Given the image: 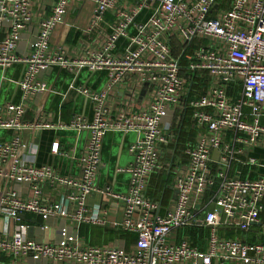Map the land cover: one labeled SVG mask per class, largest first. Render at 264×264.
<instances>
[{"label": "built area", "instance_id": "1", "mask_svg": "<svg viewBox=\"0 0 264 264\" xmlns=\"http://www.w3.org/2000/svg\"><path fill=\"white\" fill-rule=\"evenodd\" d=\"M75 2L94 3L91 30L115 15L110 31L79 59L51 46ZM45 5L52 13L38 16L32 0H0V67L25 66L18 83L25 99L47 91L39 79L54 68L106 71L108 82L100 92L71 87L93 104L90 121L26 122L25 104L0 107V129L19 134L0 142V256L17 264H264V243L220 234L228 228L249 234L257 225L264 236V179L232 173L235 163L259 166L257 159L241 157L264 145V0H44ZM151 5L152 15L138 22ZM119 90L123 96L112 107ZM180 113L196 132L182 152L185 161L172 146ZM34 131L87 132L78 159L59 141L51 147L53 157L76 160L78 173L36 166L39 146L22 137ZM108 133L136 135L129 148L133 161L116 170L130 176L127 193L99 185ZM165 172L177 195L160 215L161 205L148 191L152 177ZM96 193L117 207L120 218L109 221L102 206H88ZM28 216L41 220L42 230H55L52 242L30 236L35 226ZM83 226L121 232L131 241L92 245L81 234ZM196 229L209 230L205 249L187 236L179 241L180 232Z\"/></svg>", "mask_w": 264, "mask_h": 264}, {"label": "crops", "instance_id": "2", "mask_svg": "<svg viewBox=\"0 0 264 264\" xmlns=\"http://www.w3.org/2000/svg\"><path fill=\"white\" fill-rule=\"evenodd\" d=\"M32 6L35 14L38 16L52 13V8L49 5H45L44 7V0H32ZM153 7H155V5H151L143 10L138 18V22L147 21L153 13ZM94 8L95 5L93 2H85L84 4L79 2L73 3L70 13L67 16V23L63 26H59L52 36V49H62L66 57L79 59L83 57L86 47L90 46L95 41H98L101 34L109 32L110 27L115 20V15L112 13L105 17L104 22L99 27L91 30L90 24ZM24 39V43L27 45L25 46L24 51L26 50L28 52L31 50V48L29 49L30 37L25 35ZM121 45H124L123 40L120 41V46ZM24 76L25 66L23 64H15L8 68L0 67V107L7 104H25L26 114L24 120L26 122L44 121V117L54 124L61 122L69 123L75 117L90 121L93 118V104L84 96L80 95L78 91L72 90L71 87H86L91 91L100 92L105 88L108 82V72L106 71L92 72L88 69H83L80 72H70L61 68H54L49 73L42 75L39 79L41 82L46 83L47 91L33 94L25 99L24 92L18 84L23 80ZM123 93V90L114 92L111 99L112 107L117 106L119 98L123 96ZM189 132H193L194 136L196 134L195 130L192 128L189 129ZM172 135L175 137V142L172 146L176 149V157H182V161H185L187 158H185L182 152L188 143H192L193 139L183 141L184 135L182 134V130L176 131L174 128ZM16 136H19V134L14 130L0 129V142L11 141ZM22 137L29 141V143H35L39 146L36 166L40 167L47 164L53 165L62 175L78 173L76 160L63 156L53 157L51 155V147L55 141H59L63 150L71 151L74 154L75 159H78L85 151L88 137L87 132L34 131L31 135L24 134ZM135 139L136 135L132 133H108L106 135L102 148L103 167L99 176L100 186L109 185L117 192L127 193L130 176L128 174H118L116 173V170L117 168L129 165L133 161L129 148ZM244 155L245 156L241 157L242 161L245 162L248 157L255 158L258 160L259 166H248L244 163H235L233 165L232 173H239L243 178L249 180L264 179V145L248 149ZM148 195L160 203L161 208L159 214L164 215L171 200L174 199L171 175L168 174V172L154 175L150 181ZM88 206H102L101 211L108 214L106 217L109 221L120 218V214L117 212V207L108 204L107 199L98 193L92 195L88 199ZM262 217L264 218V211ZM3 220L4 216L0 212V234L3 233ZM26 220L32 221L35 226L30 234L31 237L42 242L53 241L55 237V230L53 228L44 231L39 227V225L42 224L41 220L37 221L29 216ZM84 227L85 226L81 228V232ZM103 230L105 231L107 229L98 228V237H94L93 233L90 231L91 233L89 236H84V238L87 239L88 242L89 237H92L94 240L98 239L102 242V240L107 239V237L104 236V233H102ZM222 230L223 229L220 231L221 235L223 232ZM228 230L236 229L228 228ZM236 231L240 234L238 237L241 238L243 236L246 242L249 240V243H264V236L259 233V227L257 225L253 226L252 232L249 234H243L239 230ZM186 232L179 233V241L186 236ZM119 239L127 240L126 237L115 236L107 243ZM107 243H102L101 245ZM192 243L200 249L206 248L205 239L203 242L204 245L200 243V241H194ZM0 264H17V262H14L6 256H0ZM18 264H44V262L20 260L18 261Z\"/></svg>", "mask_w": 264, "mask_h": 264}, {"label": "rangeland", "instance_id": "3", "mask_svg": "<svg viewBox=\"0 0 264 264\" xmlns=\"http://www.w3.org/2000/svg\"><path fill=\"white\" fill-rule=\"evenodd\" d=\"M179 116L181 117V118H179V119H176V121H175V125H174V130H176V131H180V130H182V134L184 135L183 136V141H187V140H192V139H194V133L193 132H189V129L191 128V126H190V124L189 123H187V118L184 120L183 119V117H184V115L182 114V113H180L179 114ZM178 118V117H177ZM196 135V134H195ZM90 230L92 233H93V235H96V233H97V231H98V228H93V227H90V226H85L84 228H83V237L84 236H86V230ZM207 232H208V234H209V230H207V231H201V232H197V230H195V231H191V233H190V231H187L186 232V236L192 241V242H194L195 240H197V238L198 237H200V239H202L203 241H204V239H205V235L207 234ZM229 238H235L236 237V235H238V231H236V230H230L229 231ZM232 234H234V235H232ZM197 235H199L198 237H197ZM223 235H224V230H223ZM89 239H91L90 237H89ZM96 241V240H95ZM90 242H92V241H90ZM93 244H95V242L93 241L92 242ZM97 244H102L103 242H101V241H97L96 242Z\"/></svg>", "mask_w": 264, "mask_h": 264}, {"label": "trees", "instance_id": "4", "mask_svg": "<svg viewBox=\"0 0 264 264\" xmlns=\"http://www.w3.org/2000/svg\"><path fill=\"white\" fill-rule=\"evenodd\" d=\"M175 47H177V45H174ZM224 230V235H223V232H222V235H223V237H227V238H229L228 236L230 235L229 234V231L230 230H228V229H223ZM222 230V231H223ZM191 231H195V230H191ZM191 231H190V233H191ZM201 231H207L206 229H200V230H197V232L199 233V232H201ZM91 232H90V230H87L86 231V236H89V234H90ZM102 233H104V236H106L107 237V239L106 240H102V242L103 243H107L110 239H113L115 236H122V237H126V239L128 240V241H131V237L128 235H126V234H124V233H121V232H115V231H113V230H111V229H107V230H103L102 231ZM81 234H83V230H82V232H81ZM99 233H96V235H94V237H98L97 235H98ZM208 235V232H207V234L205 235V238H206V236ZM232 235H234V234H232ZM83 236V235H82ZM199 235H197V237H198ZM238 236H240V234H238V235H236V237H238ZM235 237V238H236ZM133 238V237H132ZM241 238H243V239H245L243 236L241 237ZM90 241H94L95 242V244H93L92 242H90ZM99 242L100 240H98V239H96V241L94 240V239H92V237H91V239H89V242L92 244V245H97V243L96 242ZM196 242H199L200 241V243H202L203 245H204V241L202 240V239H200V237H198L197 238V240H195ZM248 242H250L249 240H248ZM199 243V244H200ZM101 245V244H100Z\"/></svg>", "mask_w": 264, "mask_h": 264}, {"label": "water", "instance_id": "5", "mask_svg": "<svg viewBox=\"0 0 264 264\" xmlns=\"http://www.w3.org/2000/svg\"><path fill=\"white\" fill-rule=\"evenodd\" d=\"M218 155H219V153L217 151H215L213 158L217 160L218 159ZM176 195H177V191H174V199H176ZM22 219H25L24 215H22Z\"/></svg>", "mask_w": 264, "mask_h": 264}]
</instances>
